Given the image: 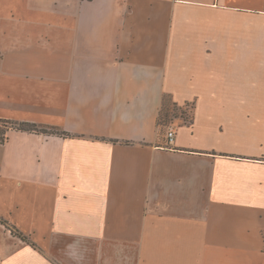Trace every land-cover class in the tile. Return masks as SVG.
<instances>
[{
  "label": "crops",
  "instance_id": "crops-1",
  "mask_svg": "<svg viewBox=\"0 0 264 264\" xmlns=\"http://www.w3.org/2000/svg\"><path fill=\"white\" fill-rule=\"evenodd\" d=\"M0 120L67 134L0 142V264H264V0H0Z\"/></svg>",
  "mask_w": 264,
  "mask_h": 264
},
{
  "label": "rangeland",
  "instance_id": "rangeland-1",
  "mask_svg": "<svg viewBox=\"0 0 264 264\" xmlns=\"http://www.w3.org/2000/svg\"><path fill=\"white\" fill-rule=\"evenodd\" d=\"M192 115L193 110L191 104L180 107L175 104L171 98L167 97L164 100V105L160 115L162 129H164L167 133L170 128H175L189 123L192 119ZM11 128V124L0 121V142L5 140V136L8 131L12 130Z\"/></svg>",
  "mask_w": 264,
  "mask_h": 264
},
{
  "label": "trees",
  "instance_id": "trees-1",
  "mask_svg": "<svg viewBox=\"0 0 264 264\" xmlns=\"http://www.w3.org/2000/svg\"><path fill=\"white\" fill-rule=\"evenodd\" d=\"M180 107H183V106H180ZM192 110H193V115H192L191 121L189 123L183 124V126L192 127L194 125V114H195V112H194L195 106L194 105H192ZM0 121L11 124L12 125L11 129L20 130V131H24V132H35V133H39V134H57V135H62V136L67 135L64 132H60L58 129L39 126V125L32 124V123L13 122V121H7V120H0ZM19 236L26 241V237L22 236L21 234H19Z\"/></svg>",
  "mask_w": 264,
  "mask_h": 264
},
{
  "label": "built area",
  "instance_id": "built-area-1",
  "mask_svg": "<svg viewBox=\"0 0 264 264\" xmlns=\"http://www.w3.org/2000/svg\"><path fill=\"white\" fill-rule=\"evenodd\" d=\"M177 137V131L175 128H170L166 133V140L169 145L174 144Z\"/></svg>",
  "mask_w": 264,
  "mask_h": 264
}]
</instances>
